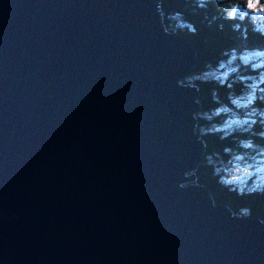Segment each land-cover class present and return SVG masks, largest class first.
Segmentation results:
<instances>
[{"label":"water","instance_id":"1","mask_svg":"<svg viewBox=\"0 0 264 264\" xmlns=\"http://www.w3.org/2000/svg\"><path fill=\"white\" fill-rule=\"evenodd\" d=\"M195 58L160 0H0V264H264L196 182Z\"/></svg>","mask_w":264,"mask_h":264},{"label":"clouds","instance_id":"2","mask_svg":"<svg viewBox=\"0 0 264 264\" xmlns=\"http://www.w3.org/2000/svg\"><path fill=\"white\" fill-rule=\"evenodd\" d=\"M211 2L212 0H195V5L198 8H206ZM218 6L226 20L238 21L232 23L230 27L236 33L233 39L239 43L222 51L221 55L226 59L220 60L216 69H213L211 65H206L207 70L202 74L186 76L183 80H177V85L183 87L186 83L187 86L193 87L195 86L194 81L208 78L216 79L219 84L223 85L231 74H236L234 78L241 82H249L240 95L229 94L228 101L231 107L222 104L210 112L193 113L192 119L203 118L206 121H211L221 113L227 114L219 125L200 127L197 139L205 133L211 132L223 131L220 139H224L232 131L249 133L247 138L238 141V147L242 151L234 152L229 147H224L225 153H232L229 165L214 167L212 174L217 177L218 184L227 187L229 191L235 190L238 195L264 192V145L258 144L252 139V137L264 139V87H259L264 84V43L249 47L244 33L237 31L246 28L264 38V2L245 0V3L241 5L228 0L227 7ZM180 17L181 13L179 12L170 14L172 20H177ZM205 19H208L207 16ZM212 19L215 20L216 16L214 15ZM176 27L181 29L186 27L191 34L196 32V28L188 22H178ZM218 27L222 29L223 25H218ZM219 69H223V71L221 72ZM212 99L214 101L217 99L215 91L212 93ZM257 99L261 101L262 106H253V102ZM194 102L199 103L198 100ZM256 124H259L258 131L253 130V125ZM196 130V126L193 125V133ZM205 159L208 164L213 163L211 156H206ZM241 214L247 216L249 210L244 208L241 210ZM259 222L264 223V220Z\"/></svg>","mask_w":264,"mask_h":264},{"label":"trees","instance_id":"3","mask_svg":"<svg viewBox=\"0 0 264 264\" xmlns=\"http://www.w3.org/2000/svg\"><path fill=\"white\" fill-rule=\"evenodd\" d=\"M232 2L243 5L245 0H232ZM260 2H264V0H260ZM218 5L227 7L228 0H212L206 8L196 7L195 0H160V9L167 30L187 37L194 46L196 63L193 74H202L207 70L206 65L217 68L219 61L226 59V57L221 55L222 51L239 43V41L233 39L236 33L230 27L232 23L238 21L226 20L221 14ZM176 12L181 13V17L177 20L170 19V14ZM214 15L216 16L215 20L212 19ZM205 16H207V20ZM209 21H211V24H209ZM178 22L191 23L196 28L195 34L189 33L186 27L183 29L177 28L176 24ZM218 25H223V28H219ZM237 31L244 33L248 42L247 46L249 47L264 43V38L260 37L258 33H253L246 28ZM220 71L222 72L223 69ZM235 75L231 74L223 85L219 84L218 80L212 78L194 81V85L198 88V101L200 102V109L196 113L210 112L222 104L231 107L228 101L229 94L240 95L249 83L248 81L241 82L235 79ZM229 84H231V87H229ZM259 87H264V84L259 85ZM213 91H215L217 97L215 101L212 99ZM253 103L255 107L262 106L259 99ZM225 115V113H221L220 116L214 117L211 121L197 118L196 132L199 134L200 127L221 124ZM253 130L258 131L259 124L253 125ZM222 135L223 131L205 133L200 136L205 143V149L202 159L195 169L196 182L208 188L215 203L226 204L233 213L239 215H242V209L247 208L249 210L247 217H257L264 220V192L238 195L235 190L229 191L227 187L218 184L217 177L212 174L214 167L229 165L232 153H225L223 151L224 147H229L234 152L242 151L238 147V141L242 138H247L249 133L232 131L224 139H220ZM252 139L256 143L264 145V139L258 137H252ZM206 156H211L212 164L206 162Z\"/></svg>","mask_w":264,"mask_h":264},{"label":"rangeland","instance_id":"4","mask_svg":"<svg viewBox=\"0 0 264 264\" xmlns=\"http://www.w3.org/2000/svg\"><path fill=\"white\" fill-rule=\"evenodd\" d=\"M213 69H216V68H213ZM221 69H219V71H220ZM193 74V73H192ZM192 74H189V75H192ZM188 75V76H189ZM197 99H198V97H197ZM253 106H254V103H253ZM226 116H227V114L225 115V117H224V119L226 118ZM224 119H223V121H224ZM190 171H188L187 173H189ZM190 181H183V182H181L182 184H187V183H189ZM250 183H251V181H249Z\"/></svg>","mask_w":264,"mask_h":264}]
</instances>
